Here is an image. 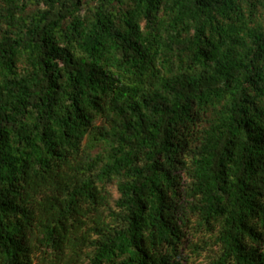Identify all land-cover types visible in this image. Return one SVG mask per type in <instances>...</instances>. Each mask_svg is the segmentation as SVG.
Masks as SVG:
<instances>
[{
  "label": "trees",
  "instance_id": "1",
  "mask_svg": "<svg viewBox=\"0 0 264 264\" xmlns=\"http://www.w3.org/2000/svg\"><path fill=\"white\" fill-rule=\"evenodd\" d=\"M203 253L264 264V0H0V264Z\"/></svg>",
  "mask_w": 264,
  "mask_h": 264
},
{
  "label": "rangeland",
  "instance_id": "2",
  "mask_svg": "<svg viewBox=\"0 0 264 264\" xmlns=\"http://www.w3.org/2000/svg\"><path fill=\"white\" fill-rule=\"evenodd\" d=\"M112 194L114 197H117L118 193L115 187H112ZM202 234L198 235V238H201ZM195 239V238H194ZM197 239V238H196ZM194 260L191 264H209L210 260L208 258V256L206 255V253H203L201 257H193Z\"/></svg>",
  "mask_w": 264,
  "mask_h": 264
}]
</instances>
